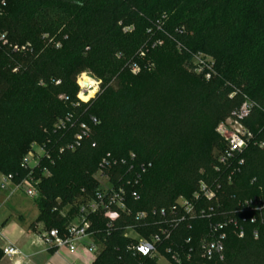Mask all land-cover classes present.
<instances>
[{
    "label": "trees",
    "instance_id": "1",
    "mask_svg": "<svg viewBox=\"0 0 264 264\" xmlns=\"http://www.w3.org/2000/svg\"><path fill=\"white\" fill-rule=\"evenodd\" d=\"M198 52L214 60L210 79L190 66ZM84 73L99 82L87 101L78 97ZM244 103L253 137L228 166L217 127ZM33 144L46 155L25 168ZM107 157L119 162L104 172L124 187L126 212L111 226L91 216V264H160L129 250L136 239L125 232L150 238L163 226L152 210L180 199L195 214L160 244L166 264H264V0H0V173L37 182L35 223L65 232L96 197ZM228 217L237 227L220 230L223 258L203 257L200 241Z\"/></svg>",
    "mask_w": 264,
    "mask_h": 264
},
{
    "label": "built area",
    "instance_id": "2",
    "mask_svg": "<svg viewBox=\"0 0 264 264\" xmlns=\"http://www.w3.org/2000/svg\"><path fill=\"white\" fill-rule=\"evenodd\" d=\"M1 39L6 43V41H4V36H2ZM190 66L196 73H201L206 79H210L216 73L214 60L209 55L202 52H198L193 56ZM139 70L140 68L137 65L132 67L134 73ZM82 90L83 93L88 92V90H85L84 88ZM249 109L250 105L244 103L234 117L229 118L218 125L217 132L225 142V149L219 157V162L231 166V160H234L235 157L238 158L252 140V133L241 122V120L249 113ZM63 126V120L60 121V124H57V127L59 128ZM81 128L83 129L82 133L76 135V143L67 146L69 149H75V146L80 144L79 141L87 133V126L85 124H82ZM63 150L64 148L61 149V151ZM43 155H46L45 148L33 144V149L29 151L23 160L24 167L32 169L38 166ZM121 162L125 164L126 160L122 159ZM118 163V160H112L108 157L102 161L99 171L96 174V178L100 182L96 197L81 206L79 213L69 222L65 232L61 233L59 229L52 228L49 230H43L40 233L39 237L47 247L54 249L66 248L71 252H75L78 249H84L88 253L94 254L98 252L99 246L95 241V230L91 216L100 213L107 219L108 226H111L113 222L119 218L121 212H126V191L124 187L122 185H115L111 181L109 174L104 172V169L115 166ZM243 163L244 160L240 159L239 164ZM30 173H32V171ZM36 183L37 182L33 177L26 178L20 182H15L12 175H3L0 181V187L3 190H7L11 197L16 194L19 189L23 188L28 196L36 198L38 195ZM200 193L207 198L215 196V191L208 188L205 183H201ZM200 193L195 195L196 199L200 197ZM178 206L181 208V211L178 210ZM257 209L262 210L264 209V206H259ZM168 213L171 215L170 217L167 215ZM150 214L153 216L160 214L163 218V226L159 228L157 233L152 234L150 238L131 237L136 239V241L131 243L128 246V249L133 253L144 257L156 258L160 264H166L169 262V258L159 250L160 244L163 240L171 238L173 230L180 223L186 220L189 216L190 218L194 216L195 207L193 203L180 199L179 204L174 206L170 212H167L165 208H162L160 210L153 209ZM148 215L147 212L142 211L138 212L136 217L139 220H145ZM201 215H204V211H201ZM254 221L255 219H252V222ZM228 223H232L233 226L237 227V221L233 217H228L223 223L219 222L214 226V232L210 236L202 238L199 246L203 257L212 258L218 256L223 258L226 233L223 231L221 232L220 230ZM128 230L136 231L133 227H128L126 232ZM126 232L125 235L128 236ZM243 235L244 231L240 230V236L242 237ZM188 241L189 240H187V242ZM2 251L3 255L9 257L23 256L22 251L11 243L4 247ZM166 252H169V249H166ZM171 259L174 261H180L181 257L179 252L172 254ZM161 260H164V262H161ZM15 264H20V261L16 260Z\"/></svg>",
    "mask_w": 264,
    "mask_h": 264
},
{
    "label": "crops",
    "instance_id": "3",
    "mask_svg": "<svg viewBox=\"0 0 264 264\" xmlns=\"http://www.w3.org/2000/svg\"><path fill=\"white\" fill-rule=\"evenodd\" d=\"M35 207L37 208V206ZM26 208L31 209V206ZM38 214V208L37 211L31 209L29 214L19 216L20 221L18 223H10L8 218L1 221L0 248L3 249L11 243L22 251L23 256L9 257L3 255L0 264H15L16 260H19L20 264H91L93 262V257L90 258L88 255L90 253L84 249L71 252L66 248L47 247L39 237L43 231V224L35 223ZM33 223L35 225L31 227ZM88 258H90L89 263Z\"/></svg>",
    "mask_w": 264,
    "mask_h": 264
},
{
    "label": "rangeland",
    "instance_id": "4",
    "mask_svg": "<svg viewBox=\"0 0 264 264\" xmlns=\"http://www.w3.org/2000/svg\"><path fill=\"white\" fill-rule=\"evenodd\" d=\"M83 76H86V77L92 79L94 82V84H93L94 88H90V89L94 90L93 94L88 98V99H90L91 97H93L96 94V92L99 88V82L86 73L82 74L79 77L78 85L80 86V89H81L80 93L81 94L79 93L78 97L82 100H84L83 96H86V95L89 96V92L86 94L83 93V90H82L83 88L80 84V80L82 79ZM90 89H89V91H90ZM87 100H84V101H87ZM2 176L3 175L0 173V181H1ZM35 199L36 198H32V197L28 196L25 193L23 188L19 189L16 192V194H14L11 197V196H9V192L7 190H3L0 187V223L5 218H8V221H10V223L11 222H17L18 223L20 221L19 216L21 214L27 215V214H29L31 209H33L34 211H37V208L35 207L36 206ZM28 206H31V209L30 208L27 209L26 207H28ZM10 223H8V224L10 225ZM2 229H3V227H2ZM126 234L130 237L141 238V235L137 231L128 230L126 232ZM88 255L90 256V258L93 257V259H94L96 254L90 253ZM90 258L87 259L88 263H89ZM161 262H164V260H161Z\"/></svg>",
    "mask_w": 264,
    "mask_h": 264
},
{
    "label": "bare ground",
    "instance_id": "5",
    "mask_svg": "<svg viewBox=\"0 0 264 264\" xmlns=\"http://www.w3.org/2000/svg\"><path fill=\"white\" fill-rule=\"evenodd\" d=\"M96 83V82H95ZM80 84H81V86L85 89V90H88V92H89V96H83L84 97V100H87L92 94H93V92H94V90L93 89H90V88H94V82H93V80L92 79H90V78H88V77H86V76H83L82 77V79L80 80ZM93 85V86H92ZM89 89H90V91H89ZM87 92V93H88ZM81 94V93H80ZM86 94V93H85Z\"/></svg>",
    "mask_w": 264,
    "mask_h": 264
}]
</instances>
